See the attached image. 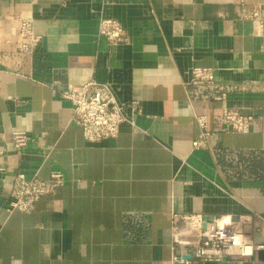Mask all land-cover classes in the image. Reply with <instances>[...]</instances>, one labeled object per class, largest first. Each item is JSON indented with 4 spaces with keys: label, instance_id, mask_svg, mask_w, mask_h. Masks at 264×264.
Returning a JSON list of instances; mask_svg holds the SVG:
<instances>
[{
    "label": "crops",
    "instance_id": "obj_1",
    "mask_svg": "<svg viewBox=\"0 0 264 264\" xmlns=\"http://www.w3.org/2000/svg\"><path fill=\"white\" fill-rule=\"evenodd\" d=\"M104 17L126 43L99 34ZM21 19L40 38L27 56ZM193 66L216 83L189 84ZM90 80L140 107L116 137L88 141L60 94ZM223 105L252 115L251 129L194 148L195 114ZM14 130L31 137L21 153ZM54 169L63 185L9 209L14 175ZM0 176V264H172V211L243 220L253 254L206 264H264V0H0Z\"/></svg>",
    "mask_w": 264,
    "mask_h": 264
},
{
    "label": "built area",
    "instance_id": "obj_2",
    "mask_svg": "<svg viewBox=\"0 0 264 264\" xmlns=\"http://www.w3.org/2000/svg\"><path fill=\"white\" fill-rule=\"evenodd\" d=\"M259 13V8H253L244 15L256 19ZM98 32L113 45L129 40L122 24L111 17L100 19ZM39 43L40 38L34 33L31 20L21 19L15 43L17 54L30 55ZM215 83L216 74L213 67L191 68L189 84L205 86ZM242 88V85L238 84L231 86L232 90ZM60 94L71 101L73 120L82 127L84 137L91 142L116 137L121 124L129 121L125 112L127 108L136 113L140 112L136 101H119L112 83L108 81L90 80L63 90ZM225 97L226 92H221L213 96V99L223 102ZM194 119L198 129L192 142L194 148L207 147L218 132H248L253 124L252 115L226 105L211 117L204 112H197ZM30 139L25 131H12L13 150L16 153L23 152ZM5 181V178L0 176V188ZM64 182L65 174L60 169L52 170L48 178H41L36 174L27 176L24 172H18L10 180L9 209L29 212L36 208L39 200L55 192ZM170 238L172 264H206L226 256L246 257L251 256L255 248L244 232V222L241 218H228L220 222L216 218L206 219L201 213L172 211Z\"/></svg>",
    "mask_w": 264,
    "mask_h": 264
},
{
    "label": "water",
    "instance_id": "obj_3",
    "mask_svg": "<svg viewBox=\"0 0 264 264\" xmlns=\"http://www.w3.org/2000/svg\"><path fill=\"white\" fill-rule=\"evenodd\" d=\"M207 219V218H206ZM205 225V224H204Z\"/></svg>",
    "mask_w": 264,
    "mask_h": 264
}]
</instances>
